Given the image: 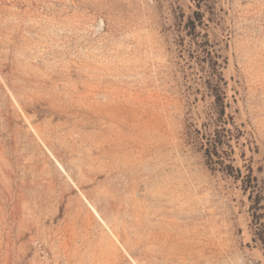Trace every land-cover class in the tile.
<instances>
[{
	"label": "rangeland",
	"instance_id": "374dc122",
	"mask_svg": "<svg viewBox=\"0 0 264 264\" xmlns=\"http://www.w3.org/2000/svg\"><path fill=\"white\" fill-rule=\"evenodd\" d=\"M199 1L0 0V264H264L193 139L213 97L184 30L199 12L264 224V0Z\"/></svg>",
	"mask_w": 264,
	"mask_h": 264
},
{
	"label": "trees",
	"instance_id": "16d2710c",
	"mask_svg": "<svg viewBox=\"0 0 264 264\" xmlns=\"http://www.w3.org/2000/svg\"><path fill=\"white\" fill-rule=\"evenodd\" d=\"M200 1L197 0V5ZM202 25L199 12H195L189 17L184 24V30L191 38H195V45L198 51L200 62H207L209 69V80L207 82V90L209 96L213 97L211 110L208 114L207 126L213 127L210 132L201 133L195 130L197 135L194 139L201 149L202 156L205 158L206 164L212 171H219L227 177L239 180L242 183V190L248 193V200L251 203L250 210L252 212V226L255 228L253 242H261L264 244V224L261 223V210L259 186L255 177L249 170L246 174H242L240 170L232 165L231 141L238 139L239 131L234 126L232 118L225 114V82L218 72L220 65L209 50L210 44L206 34L197 32L196 28ZM229 126V127H228ZM206 128V125H203Z\"/></svg>",
	"mask_w": 264,
	"mask_h": 264
}]
</instances>
